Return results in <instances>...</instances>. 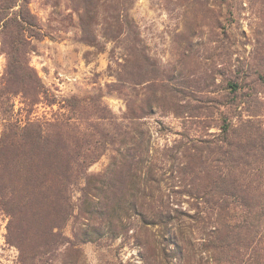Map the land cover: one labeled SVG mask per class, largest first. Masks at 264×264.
I'll return each instance as SVG.
<instances>
[{
	"label": "rangeland",
	"instance_id": "374dc122",
	"mask_svg": "<svg viewBox=\"0 0 264 264\" xmlns=\"http://www.w3.org/2000/svg\"><path fill=\"white\" fill-rule=\"evenodd\" d=\"M27 7L36 27H26L22 60L49 92L30 103V79V98L13 96L6 115L23 123L64 113L83 130V150L99 156L72 185L66 220L57 202L14 218L0 211V264H213L216 215L174 192L184 164L178 151L190 138L209 140L212 151H242L245 131L264 128V0H27ZM9 44L0 30V82ZM127 59L126 74L119 63ZM120 128L143 130L148 151L95 145L102 129ZM260 143L254 151H264ZM110 171L113 187L82 201L84 175L95 184ZM239 250L245 257L248 248Z\"/></svg>",
	"mask_w": 264,
	"mask_h": 264
},
{
	"label": "trees",
	"instance_id": "16d2710c",
	"mask_svg": "<svg viewBox=\"0 0 264 264\" xmlns=\"http://www.w3.org/2000/svg\"><path fill=\"white\" fill-rule=\"evenodd\" d=\"M15 5H19V9L13 12L10 9ZM32 21L27 0H0V30L10 38L6 68L0 82L3 122L0 130V211L14 218L27 210L36 213L42 204L57 202L62 203L64 221L74 210L72 185L83 179V172L99 153L87 147L83 150V130H76L77 125L64 113L23 123L7 117L13 96L21 93L25 99L30 98L27 89L30 79L34 87L30 103H38L48 96L49 91L38 74L25 65L21 56V48L27 41L26 27H36ZM119 23L116 19V25ZM119 65L129 73L126 69L128 59ZM128 78L118 77L119 86L123 87ZM222 129L226 132L228 127L225 125ZM72 130H76L74 135L70 133ZM100 134L95 145L108 142L116 143L115 151H148L149 138L143 130L120 128L110 132L102 129ZM261 139L264 140V128L248 129L244 133L242 151H212L209 140L191 138L183 144V151H178L184 164L177 171L180 190L174 192L188 195L198 201L196 204L202 206L201 211L216 215L218 225L213 226L209 240L215 252L213 264H264V151H254L261 145ZM91 142L89 140L86 145ZM152 171L153 165L149 164L147 173L152 174ZM112 172L95 184L89 175H84L82 201L83 194L85 198L88 195L99 197L101 192L111 189L109 175ZM243 248H248L245 257L239 250Z\"/></svg>",
	"mask_w": 264,
	"mask_h": 264
}]
</instances>
